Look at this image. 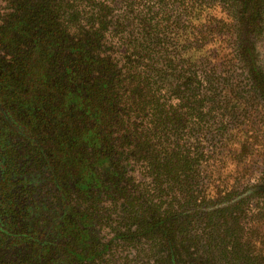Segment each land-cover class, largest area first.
<instances>
[{
    "label": "trees",
    "instance_id": "obj_1",
    "mask_svg": "<svg viewBox=\"0 0 264 264\" xmlns=\"http://www.w3.org/2000/svg\"><path fill=\"white\" fill-rule=\"evenodd\" d=\"M0 127V264H264V0H0Z\"/></svg>",
    "mask_w": 264,
    "mask_h": 264
},
{
    "label": "rangeland",
    "instance_id": "obj_2",
    "mask_svg": "<svg viewBox=\"0 0 264 264\" xmlns=\"http://www.w3.org/2000/svg\"><path fill=\"white\" fill-rule=\"evenodd\" d=\"M2 131H3V129L0 127V136H1V134H3ZM8 136H10V134ZM3 137L5 138L6 136H3ZM5 139L2 141L0 140V142H3V143H1V145L6 144L8 139L7 140H5ZM8 143H11V146L13 148V153H12V151H9L5 155L1 154V158L8 156L11 153H12L13 158L19 157V149L16 148L18 145L14 142V140H10V142H7V144ZM1 145H0V148H1ZM27 154L28 153L26 151H24V161L26 160ZM18 161H19L18 159L14 160V163L16 164V171L13 172V174L10 173V176H7V177H6V174H8V173H6V171L4 174L5 177L2 175L4 173L2 171L4 168H3V165L0 163V185H3V182L5 179L10 180L9 182H11V185L6 184L5 187L3 186V189H6L5 191H10L11 189L13 190L14 196H15V197H13V199L15 201L14 205L15 204L18 205V201L25 202L23 199L26 197H28V199H30L29 203H31V201L32 202L38 201L40 199V197H42L44 194L40 191V192H38V196L36 197L35 194L32 191H30V186L33 187L34 185L31 183L25 185V181L28 180V177H27V175H25L26 174V171L24 169L25 167L21 166V164H22V163H20L21 160L19 162ZM8 163H9V165H11V167L6 166V168H13V166H15L12 162H8ZM12 183H15V185L12 186ZM37 188L38 187H35V189H37ZM27 189H29V192H26ZM0 201H2L1 197H0ZM30 207H32V204L30 205ZM14 213H15V210H14ZM28 213H29V217L27 218V220L25 219V221H23V222H25L24 228L29 227V226H33L34 220L37 219V216L34 215V211L32 210V212H31V208H30ZM49 214L50 215L48 216V218L53 215L52 212H49ZM3 220L4 219L0 218V226L2 224H4L5 221H3ZM27 222H31V223H27ZM5 243L6 242H3L2 245L0 244V257H2V258H6L10 255L9 251H7L6 249L5 250L1 249V248H3Z\"/></svg>",
    "mask_w": 264,
    "mask_h": 264
}]
</instances>
